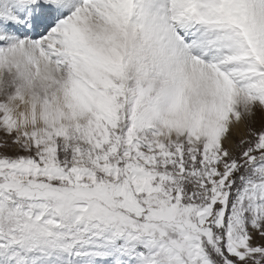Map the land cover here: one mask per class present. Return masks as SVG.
Returning <instances> with one entry per match:
<instances>
[{
    "label": "snow or ice",
    "instance_id": "1",
    "mask_svg": "<svg viewBox=\"0 0 264 264\" xmlns=\"http://www.w3.org/2000/svg\"><path fill=\"white\" fill-rule=\"evenodd\" d=\"M0 264H264V0H0Z\"/></svg>",
    "mask_w": 264,
    "mask_h": 264
},
{
    "label": "rangeland",
    "instance_id": "2",
    "mask_svg": "<svg viewBox=\"0 0 264 264\" xmlns=\"http://www.w3.org/2000/svg\"><path fill=\"white\" fill-rule=\"evenodd\" d=\"M256 127H260V122H259V120H257Z\"/></svg>",
    "mask_w": 264,
    "mask_h": 264
}]
</instances>
